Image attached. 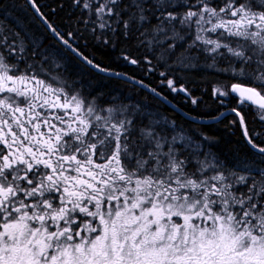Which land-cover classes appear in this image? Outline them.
Instances as JSON below:
<instances>
[{"label":"snow or ice","instance_id":"6c2138e0","mask_svg":"<svg viewBox=\"0 0 264 264\" xmlns=\"http://www.w3.org/2000/svg\"><path fill=\"white\" fill-rule=\"evenodd\" d=\"M42 7L51 5L0 0V264H264V132L249 135L244 117L251 109L264 125V0H71L79 13L71 30ZM28 9L47 44L15 15ZM90 44L119 45L118 59L145 65V76L163 67L157 87L192 105L198 99L177 79L227 73L236 82L213 85L211 121L235 116L229 125H240L251 155L205 151L146 100L86 102L74 81L53 75L62 61L205 122L144 79L98 62ZM129 46L140 55H127Z\"/></svg>","mask_w":264,"mask_h":264},{"label":"trees","instance_id":"16d2710c","mask_svg":"<svg viewBox=\"0 0 264 264\" xmlns=\"http://www.w3.org/2000/svg\"><path fill=\"white\" fill-rule=\"evenodd\" d=\"M12 2L13 0H3L4 4H11ZM15 2L17 4H24L26 0H15ZM37 3L51 5V7L49 8L42 7L41 11L44 12L48 19L54 24V26L59 24L61 26V29L63 30H71L67 28L66 25L71 24L72 20L76 19L79 15L78 11H72L71 0H37ZM60 4H63V8L59 7ZM52 8L56 9L55 16L50 14ZM28 12L30 13V16H24L19 12L15 13V15L20 16L22 23H24L30 31H33L36 34H40L42 32L45 36V43L47 44L50 40V34L47 33L46 29H43L42 25L39 28L37 27V25L39 24L38 20H36L34 23L30 22L31 17H34L35 14L31 13V9H28ZM70 12L71 17L69 16ZM9 13L12 14L11 9H9ZM10 21L11 20H8L7 23L11 24ZM17 31H19V29H17ZM80 43L82 44L84 43V41H81ZM89 51H91L93 55L97 57L98 62H102L103 65L111 66L117 71L134 75L137 79H144L145 83L151 85L152 87H157L158 85H160L161 78L157 73L160 71H166V69H164L163 67L157 66V73H149L147 76H145V65H141L140 68H137L132 65L125 64L122 60L118 59L120 55L119 45L117 49L113 51L112 49L104 48L103 46L92 47L90 44ZM126 54L132 58H136L140 55V52L135 48L129 46ZM201 59L203 60V57H201ZM62 64V68L55 69L57 73L61 74L62 76H69V82H75L72 83V86L76 87V90L82 93L87 91L88 95L91 97H98L100 94H103L100 100L102 101L101 103H106L105 106L110 104L111 97H117L119 102L128 103L126 101H123V99H126L123 97L124 92L126 93L127 90L132 88L135 92L132 90V92L129 91V93H131L130 95L132 96L131 98H137L136 94H138V101L146 100L150 106L154 105V108H158L159 112L163 113L164 116H168L171 119L177 120L179 124L183 125L185 132L194 133L193 129H195L196 132L203 133L204 135L209 137L210 141L213 144L211 148L216 154L220 155L221 158H228L232 153H238L241 156L246 153L249 156L251 155L247 148V145L243 143L244 138L240 132V125L237 124L234 128L229 125L230 120L236 119L235 116H229L226 119H222L218 123H193L192 121L183 118L179 113L173 111L165 104H161L158 99H156L146 91H142L134 87L132 84L127 83L126 81L116 79L114 77L109 78L104 76L103 74H78V70L74 68L73 64L70 61H62ZM153 65H156L155 60H153ZM221 65L224 64L221 63L219 67H221ZM45 67H47V65ZM177 75L178 74H174L172 78H176ZM184 76L185 80L177 79V86L183 83L184 87L188 88L189 91H191L192 96L198 99L197 105H192L190 101L185 102V97L183 96V94H176L174 96L165 87H157V90L167 96L168 99H170L181 110H183V112L190 113L192 116L204 118H211L216 114L219 108L217 101L212 97L213 85L224 81H227L229 83L236 82L230 79L227 73H217L215 71H208L206 73L197 72L191 74L184 73ZM81 81L83 82V84ZM80 89L83 90L81 91ZM136 91L138 93H136ZM234 105L235 100H231L230 106ZM241 111H243V109ZM254 115L255 114L251 111V109L244 112L245 123L248 126L249 135L252 134L253 128H255L257 131L264 132V125H262L258 120L254 122Z\"/></svg>","mask_w":264,"mask_h":264},{"label":"rangeland","instance_id":"374dc122","mask_svg":"<svg viewBox=\"0 0 264 264\" xmlns=\"http://www.w3.org/2000/svg\"><path fill=\"white\" fill-rule=\"evenodd\" d=\"M11 22V21H10ZM11 25V24H10ZM13 28H15V25H11ZM220 61V62H219ZM221 63H223L224 65H221V67L220 68H224V67H227V63H226V61L224 60V59H220V60H218V66L221 64ZM51 71H53V75H55V74H57V72H56V70H51ZM72 76V75H71ZM77 77V76H76ZM45 78V77H44ZM63 78L64 79H66V80H70V77L69 76H67V75H65V76H63ZM78 81H80V80H78ZM82 82V81H81ZM79 83V82H78ZM80 84V83H79ZM82 84H83V82H82ZM81 85V84H80ZM72 88H74L75 90L77 89L76 87H73L72 86ZM81 91L83 90V89H80ZM134 91L133 89H129V90H127V92L125 93L124 91V98H126V99H123V101H126V102H128V103H135V102H138V94H136V93H138L137 91H136V97L137 98H131L132 96L130 95L131 93H128L129 91ZM80 92V91H79ZM135 92V91H134ZM80 94L82 95V93L80 92ZM138 95V96H137ZM174 96L176 95V94H173ZM83 97L85 98V101L87 102V100H88V97H87V95H84L83 94ZM89 97H91V96H89ZM120 97H122V96H120ZM119 97V98H120ZM132 99V100H131ZM101 100L99 99V102H100ZM97 102H98V100H97ZM106 104V103H105ZM151 107L152 108H154L155 106L153 105H151ZM155 109V108H154ZM161 113V112H160ZM162 115H163V113H161ZM169 119H171V118H169ZM178 124H179V122H177ZM186 134H188V135H191L192 136V138H193V140H196V141H198V142H202V143H204L205 144V151H207V150H211L213 153H215L214 152V150L211 148L212 147V142L211 141H207V142H205V141H201V138H200V136H198V135H196L195 134V132L194 133H188V132H186Z\"/></svg>","mask_w":264,"mask_h":264},{"label":"water","instance_id":"95a60500","mask_svg":"<svg viewBox=\"0 0 264 264\" xmlns=\"http://www.w3.org/2000/svg\"><path fill=\"white\" fill-rule=\"evenodd\" d=\"M115 78V77H114ZM122 80V79H121ZM124 81V80H123ZM171 101V100H170ZM166 106H168L169 108H171L172 109V107L171 106H169V105H166ZM178 109H180L179 107H178ZM173 110V109H172ZM181 110V109H180ZM175 112H177V113H179V111H175ZM185 113V112H184ZM180 114V113H179ZM183 118H185L186 120H188L185 116H183L182 114H180ZM205 119V122L204 123H197V124H209V123H213V121H211V118H204ZM190 121V120H189Z\"/></svg>","mask_w":264,"mask_h":264},{"label":"flooded vegetation","instance_id":"af4514ba","mask_svg":"<svg viewBox=\"0 0 264 264\" xmlns=\"http://www.w3.org/2000/svg\"><path fill=\"white\" fill-rule=\"evenodd\" d=\"M42 78H44V77H42ZM78 91V90H77ZM82 93V92H81ZM83 94L84 95H87V97L89 98V95H88V93H87V91H85L84 93H82V95L81 96H83ZM102 101H98L97 103H99L100 105H102V106H105V103H101ZM166 117H168V116H166ZM168 118H170V117H168ZM175 120V119H174ZM182 120V119H181ZM177 121V120H176ZM183 121V120H182ZM178 122V121H177Z\"/></svg>","mask_w":264,"mask_h":264},{"label":"bare ground","instance_id":"6f19581e","mask_svg":"<svg viewBox=\"0 0 264 264\" xmlns=\"http://www.w3.org/2000/svg\"><path fill=\"white\" fill-rule=\"evenodd\" d=\"M132 89V88H131ZM132 92V91H131ZM129 93V92H128ZM93 97V96H92ZM140 100V99H139ZM170 100V99H169ZM125 103V102H124Z\"/></svg>","mask_w":264,"mask_h":264}]
</instances>
